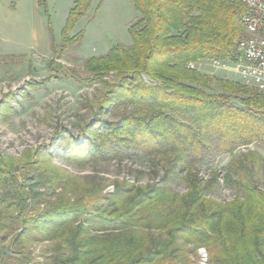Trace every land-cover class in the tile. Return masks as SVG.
Returning <instances> with one entry per match:
<instances>
[{
	"label": "trees",
	"instance_id": "1",
	"mask_svg": "<svg viewBox=\"0 0 264 264\" xmlns=\"http://www.w3.org/2000/svg\"><path fill=\"white\" fill-rule=\"evenodd\" d=\"M92 3L75 0L65 35ZM133 3L131 44L84 64L92 75L87 82L99 81L104 90L83 104H95L100 115L77 135L57 128L49 147L76 165L147 158L154 175L182 176L187 190L117 178L106 192L108 179L72 176L47 145L18 156L0 152V264H201L202 248L205 264H264V186L255 178L264 156L247 151L232 157L223 174L213 168L205 180L199 173L242 146H264V91L196 67L239 62L251 9L240 0ZM109 110L119 118L106 119ZM1 115L11 117L6 101ZM221 180L233 199L214 196ZM46 241L40 256L32 254L33 244Z\"/></svg>",
	"mask_w": 264,
	"mask_h": 264
},
{
	"label": "rangeland",
	"instance_id": "2",
	"mask_svg": "<svg viewBox=\"0 0 264 264\" xmlns=\"http://www.w3.org/2000/svg\"><path fill=\"white\" fill-rule=\"evenodd\" d=\"M74 2L45 0V4L40 5L37 0H0V152L18 156L26 148L47 145L55 164L72 176L85 180L93 176L108 179L106 192L114 191L111 183L117 178L135 184L158 182L185 192L187 186L182 176L163 181L164 172L159 170L154 175L147 158L76 165L68 163L54 146L49 147L57 128L77 135L85 122L100 115L95 104L92 108L83 104L104 90L99 81L87 82L92 75L84 64L92 56L104 55L116 44H131L129 28L138 15L133 0H93L87 14L65 35L64 28ZM80 32L84 33L83 38L67 45L68 39ZM260 36L264 38V32H260ZM196 67L215 78L246 83L233 64L203 61ZM107 79L113 81L115 74H109ZM3 101L11 107V117L7 119L1 115ZM105 118L117 120L119 116L109 110ZM247 151H257L264 156V146H242L233 156L220 157L212 166L202 165L201 177L209 179L213 168L223 174L232 157ZM255 178L264 186V170L257 169ZM37 189L42 191L43 187ZM213 194L224 201L235 197V192L222 180ZM50 244L47 241L35 243L30 251L40 256ZM199 254L204 260L201 264H205L206 250L200 249Z\"/></svg>",
	"mask_w": 264,
	"mask_h": 264
},
{
	"label": "built area",
	"instance_id": "3",
	"mask_svg": "<svg viewBox=\"0 0 264 264\" xmlns=\"http://www.w3.org/2000/svg\"><path fill=\"white\" fill-rule=\"evenodd\" d=\"M240 1L251 9V14L243 20L249 35L239 41L240 57L235 67L247 84L264 91V38L260 36L264 32V0Z\"/></svg>",
	"mask_w": 264,
	"mask_h": 264
},
{
	"label": "crops",
	"instance_id": "4",
	"mask_svg": "<svg viewBox=\"0 0 264 264\" xmlns=\"http://www.w3.org/2000/svg\"><path fill=\"white\" fill-rule=\"evenodd\" d=\"M38 1V0H37Z\"/></svg>",
	"mask_w": 264,
	"mask_h": 264
}]
</instances>
